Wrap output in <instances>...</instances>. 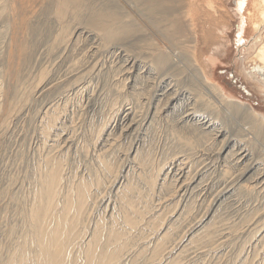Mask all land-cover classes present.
<instances>
[{"label": "rangeland", "instance_id": "1", "mask_svg": "<svg viewBox=\"0 0 264 264\" xmlns=\"http://www.w3.org/2000/svg\"><path fill=\"white\" fill-rule=\"evenodd\" d=\"M21 1L9 0L6 12L0 13V264H5L8 256L24 244L29 248L35 230L31 217L33 191L54 162L63 166L60 175L64 185L70 183L74 188L83 179L92 185V194L99 195L97 207L76 232L79 234L74 242H81L77 246L82 249L91 240L95 224L106 230L117 224L128 233L121 249L125 264H264V184L257 190L250 185L255 173L263 174L264 180V122L243 112L237 102L222 106L213 103V108L201 101L206 93L189 70L190 61L196 62L197 75L198 71L205 73L209 82L219 85L227 96L264 117V91L256 87L259 85L248 73L255 54V47L250 50L246 46L254 37L249 26L242 36L245 46L237 47L235 43L237 1H212L217 12H211V18L217 21L209 31L211 39L204 40L197 33L194 43L177 33L174 24L182 19L185 22L181 21L180 26L189 23L180 14L188 0H165L162 6L166 15L153 17L165 31L163 39L150 37L142 26L136 25L135 37L122 35L107 48L99 39L85 38V31L97 30L88 27L89 12L83 8L67 10L68 14L59 19L51 10L39 19L36 14L44 10L42 3ZM113 1L84 3L108 14L107 3ZM25 8L33 14H25ZM120 11L135 17L124 7ZM34 16L40 20L37 29L42 33L36 40L28 36L23 25ZM16 31L20 32L19 43L14 40ZM31 37L33 40L29 41ZM20 41L21 45L28 44L22 48L27 50L29 61L18 57ZM74 41L78 50L80 45L94 50V55L87 57L89 60L83 58L75 75L65 73L60 65ZM152 43L164 45L166 50L175 45L170 69L155 64V56L149 51ZM175 56L184 58L179 61ZM113 90H118V95ZM170 96H174L172 102L167 101ZM127 112L130 118H137L136 125L128 132H119L117 120ZM189 112L195 113V120L190 118L193 115L187 116ZM201 117L211 122L209 128L197 121ZM238 149L247 151V161L239 167L230 165L228 159ZM105 150L110 154L105 157L106 162L113 166L108 175L102 172L100 163L105 160ZM142 154L150 157L148 169L136 161ZM177 165L187 177L194 175L203 181L201 188L193 189L188 178L184 183L190 187L187 193L175 194L177 178L171 173ZM95 177L99 178L96 192V184L91 182ZM126 185L133 187L132 192L144 194L136 199L137 194L133 193L135 208L141 213L139 224L129 225L133 230L118 221L123 208L115 191ZM106 211L113 216L108 217L110 212L106 216ZM178 214L181 215L175 221ZM159 244L162 251L157 256L154 251Z\"/></svg>", "mask_w": 264, "mask_h": 264}, {"label": "bare ground", "instance_id": "2", "mask_svg": "<svg viewBox=\"0 0 264 264\" xmlns=\"http://www.w3.org/2000/svg\"><path fill=\"white\" fill-rule=\"evenodd\" d=\"M13 1L14 0H12V2ZM16 1H18V3L22 2L21 0H15V2ZM23 1H25V0H23ZM86 1L85 0H37V2L42 3L43 6H40V7H43L44 10L40 11L39 14H36V13L35 14L40 19L41 17H45L44 16L45 14H47V13L49 14V12L51 13V10H52L51 14L58 16V19H59L60 15L67 13L66 12L67 10L69 12L70 9L75 10L77 8V10H78L80 8H83L84 10H86V12H89L88 17H87L88 18V20H87L88 27H90V29L93 27L94 29L97 30V33H93L92 31H85L84 32L83 31L84 29L81 28L82 31L85 33V38L87 40L89 39V41H91L92 39H97V40L99 39L98 41L101 42L102 46H104L106 48H107L108 44L112 43V41L118 40L119 37L122 35L130 36V35L136 34L138 32V29L136 30L134 28V26H136V25L142 26L145 29V32H147L150 37L153 36L155 38H160V39L161 38L163 39L165 37L164 36L165 31L163 32L164 29L160 28L158 25V22L153 20V17L158 19L157 16L166 15L167 12L165 13V10L162 6L164 3H166L165 0H120V1L114 0L111 3H107V9L109 10L108 14H105L104 12H102V10H98L97 8H94V6L92 7L90 4H87L88 2L84 3ZM212 1L213 0H188L186 3V8H184L185 9L184 13H180V14H184L183 16H185V18H187L189 20V23L185 24L188 26H185V25L180 26L179 23L181 21L182 22H185V21H183V19L180 22L177 21L179 25L177 23L174 24V25H176L177 33H179V34L183 33L184 36H182V37H186L188 40H192L194 43H196V41L198 40L197 39V33L201 37L203 36L202 39H204V38L205 39L206 38L211 39L212 38L210 36L211 35L210 32L212 31L211 28L213 25L216 24L215 22L217 21L216 18H213V17L211 18V12H213V13L217 12L212 7V3H213ZM219 1H221V0H219ZM236 1L238 4L235 3L236 9L234 10L235 11L234 14H235V18H237L236 20H237L238 25H237V33H236V37H235L236 38L235 43L237 44V47L245 46L246 40L244 38H242V36H243L245 29H247V27L249 26L251 28V31H252V34L254 35V37H253V41L251 40L252 42L250 43V45H246V46H248L249 49L252 47H255V52H254L255 54L252 57V64H249V68H251V69L248 73H250L252 75L251 80H253L254 83H257V85H259L256 87H258V89L264 91V30L262 29V27H264V0H236ZM105 2H106V0H105ZM10 4H11V1H10ZM14 5H16V7H17L18 4L15 3ZM8 6H9V0H0V13L6 12V10L8 9ZM40 7H39V10H40ZM123 7L128 9L132 13H134L135 17H130L129 15H126V14L122 15L121 14L122 11H120V10ZM26 8L23 9L25 14H28V15L33 14L32 12L27 13L28 11ZM29 8L31 9V7H29ZM182 10H183V8H182ZM81 11H83V10H81ZM213 13H212V15H213ZM67 14H65V15H67ZM37 16H34L33 18H30V20L23 22L25 29H27V31H28L29 37L32 36L33 38H35L38 35V33H39V35L42 34V33L40 34L41 29L40 30L37 29V23H39V21H40V20L38 21ZM56 16L54 18H56ZM110 17H112L113 19H116V18L117 19L110 21L109 20ZM23 18H24V16L21 17V19H23ZM180 18H182V17H180ZM159 19L161 20V18H159ZM44 21H46V20H44ZM40 26H41V24H40ZM213 28H214V26H213ZM16 32H18V31H16ZM83 32H81V33H83ZM220 32H222V31H220ZM205 33H207V37L205 36L206 35ZM134 37H135V35H134ZM19 38H20V32H18V34L16 33L14 35L15 41ZM33 38L29 41H32ZM37 38H35L34 40H36ZM186 38H184V39H186ZM143 39H145V38H143ZM1 40H3V39H1ZM26 40L27 39H25V42H26ZM181 40H183V39L181 38ZM16 42L19 43L18 40ZM25 42L24 43L22 42L23 43L22 44L23 46H22L21 41H20L19 48H17V49H19V51H20L18 54V57L20 56L19 59L21 57H23V59L25 61H27L28 60V59L26 60V57H27L26 51L27 50H25V48H22V47H25L28 45ZM186 42H187V40H186ZM73 43L74 44L71 47H69L68 52L66 53V55H64L62 57L61 62H60L61 63L60 65H62L65 68L64 70H65V73H67V74L76 73L77 70L80 68V66L83 64L82 63L83 58H87L90 54H91L90 57H92V55H94V50H91L87 47L82 48L83 46H81L80 44H79L80 48L78 50V49H76L77 43L75 41ZM92 43H94V42H92ZM256 43H257V45H256ZM24 44H27V45L24 46ZM34 44H36V43H34ZM82 45H83V43H82ZM163 46L152 43V47H151V49H149V51L151 52V54L153 53V55L155 56L154 62L159 68H167V69L169 68L170 69L172 62L174 63V60L173 59L171 60V56H174L172 54V50H173V48H175V45L173 44V46H171V48L173 47L172 50L171 49L166 50ZM16 47H18V45ZM93 47H95V46H93ZM182 48L183 47H181V51L183 50ZM63 49H64V47H63ZM97 51H101V50L98 49ZM173 51H175V50H173ZM181 51H179V52H181ZM59 53H62V49ZM95 53L97 54V52H95ZM60 55L58 54L57 58H60ZM178 56L180 57V55H178ZM183 56L185 57V55H183ZM12 57L14 59V55ZM175 57L179 58L177 56H175ZM183 58H181V60H183ZM92 59L94 60V58H92ZM187 59H189V58H187ZM181 60L179 58V61H181ZM129 62L131 63V60ZM184 65H185V63H184ZM189 65H190L189 70L192 71L191 73H193V75L195 77L194 78L195 82L198 85L200 84L203 87V89L206 93V96H207L206 98L201 97L204 99V100L200 99L201 101H203V102L207 101L208 105L213 106V108H214L213 103H216V104H219L220 106H222L223 104H230L231 101H233L235 103L237 102V104L240 107H242L243 112L247 111L249 113V115L251 114L253 117L260 120L261 123H262V121L264 122V117L262 115H258L256 113H254V111L249 106H247L246 104L244 105L242 103H239L235 99H232L230 96H227L219 85L212 84L211 82H209L208 78L205 76V73L198 71V75H197L196 62L192 63V61H190ZM22 69H23V67H22ZM26 69H28V68L26 67ZM65 73H63V74H65ZM54 74H55V72H54ZM73 75H75V74H73ZM24 76H25V74H24ZM65 77H67V75ZM50 83L51 82L49 81L47 83V85ZM47 85L45 87H47ZM202 90H200V91H202ZM114 92H116L117 95L119 93L118 90H115ZM162 94H164V93L162 92ZM201 94H200V96H201ZM196 95H194V96H196ZM173 97L172 96L168 97L167 101L172 102ZM131 99H132V97H131ZM211 101H212V103H211ZM195 102H197V101H195ZM122 113H124V112H122ZM194 114L189 112L187 114V116L189 117V116L193 115L190 118L195 120L196 115L194 116ZM129 115H130L129 112H127L126 114H124L123 118H119L117 120V124L121 127V129H119V132L120 131L121 132H128L131 130L130 128L135 127V125H136L135 120L137 118L134 116H131L132 118H130ZM133 115H135V114H133ZM197 121L198 122L200 121L201 125L206 127V128H209L211 126L210 125L211 122H209L208 119L205 120L204 118H202L199 120V118H197ZM254 125H256V124H254ZM259 127H261V124ZM194 129L196 130V128H194ZM201 131H203V129ZM109 135H108V137H109ZM238 150L239 151L237 153H235V151H234V153H231V155L228 156V159L231 160L230 165L232 164V165L237 166V167L242 165V162L246 160V156H247V154H246L247 151L241 150V149H238ZM107 152H108L107 150L103 151V153H102L103 158L109 157L110 154ZM232 154H233V157H231ZM134 155H137V154H134ZM135 157L136 156H133V159ZM136 161L138 162V164H141L142 166H144L145 169H148V167L150 165V157L148 155L142 154V155L138 156V159H136ZM54 163H56V164H54ZM54 163L52 165H50V168L48 169V171H46L42 175V177H40V179H39L40 182H39V184H37L35 186V189L33 191L34 192V200H32V203H31V211H32L31 217L33 219L34 226H35L34 227L35 230L33 232L34 238L32 240H30L31 242H30L29 248H25V244H24V247L22 246V248H24V249L21 248L19 251H16L15 253L8 256V259L5 262V264H125L126 260L125 259L121 260V258H122L121 249L123 247H125L124 246L125 245L124 244V242H125L124 236H126L125 234H128V233H125V231H121V229L118 227L117 224H115V225L113 224L110 228L107 227L108 228L107 230H106V228L99 226L98 223L95 224L94 229H92V231L90 232V234H91L90 239L91 240L87 242L86 246L83 247V249H82L81 245H80V247L77 246V244L79 242L78 243L74 242L76 239L75 236L79 234V233L76 234V232L78 231V228L80 229L79 225L82 224L83 221H85L86 219L89 218L90 211H92L94 206H96L99 203V201H100L98 199L99 195H97L96 193L92 194V192L90 191L91 190L90 188L92 185H90L88 182H86L83 179H81L80 182H77L78 184L74 188L71 185H69L70 183L64 185V183H62L63 180H62L61 175H60V171H61V173H63V170H60V168L63 166L58 164L59 162H54ZM100 163H102V168L100 167L102 169V172H104L105 174L108 175V173H110L111 169L113 168L112 164L109 165L106 162V158L104 161H101ZM116 167H119V165ZM171 168H173V167H171ZM182 170L183 169L180 166H178L171 173V176L177 178L178 187H176V189L174 190L175 194H178V192L187 193V189L190 188V187L187 188L186 186H184L186 179L190 178V176L187 177V175L184 172H182ZM167 172H168L167 174L170 175L169 169ZM194 177H195L194 175H191V178H192V179L190 178V180L192 182L191 186H194L193 189H200L203 181L202 182L199 181L198 178H196L197 176L195 178ZM91 182L96 184V189L93 187L95 189L94 191L96 192L97 188L99 186V178L95 177V180L92 179ZM109 183H110V181H109ZM220 183H222V182L220 181ZM147 184H148V182H147ZM147 184H146V187L149 186ZM263 184H264L263 174L261 175L259 173H255V176L250 181L251 187L253 189L257 190L258 188L261 189ZM128 186L129 185H126V188H122L123 191H122V189L121 190L117 189L118 191H115L117 193V194H115L116 198L120 199V201H121V202H119L120 208H123L122 212H121V217L120 218L117 217V218L119 219L118 221L123 226L127 225V227H128L129 225H131L132 227H135L136 224H139V220H140L139 215H141V213L136 210V208H135L136 207L135 206L136 201H134V200H135V198L138 199V197L141 199L144 196V194H142V192H141V194L139 192H135L136 190L134 192H132L134 190L133 187L129 186V188H128ZM104 189H102V190H104ZM65 190H66V192H64L63 194L60 195V193L65 191ZM133 193L137 194L135 198L133 197ZM140 199H139V201H140ZM101 202H103V201L101 200ZM105 205L107 206V204H104V206ZM110 209H112V208H110ZM111 211H109L110 214L108 211H106V212H108V213H106V216H108V214H109L108 217H112L113 215H112ZM181 212H183V211H181ZM180 215L181 214H178L177 218L175 217L176 218L175 221L178 220ZM172 220H174V219H172ZM114 222H115V220H114ZM111 224H112V222H111ZM208 225H209V223H208ZM131 226H129V227H131ZM132 227L130 228V230L132 229ZM128 230H129V228H128ZM203 233H205V232H203ZM184 239L186 240V239H188V237H184ZM218 240H220V239L218 238ZM76 241H78V240H76ZM126 241H127V239H126ZM216 242H218V241L216 240ZM159 251H162V244H159L157 246L154 253L157 254V256H159L158 255L160 253Z\"/></svg>", "mask_w": 264, "mask_h": 264}]
</instances>
